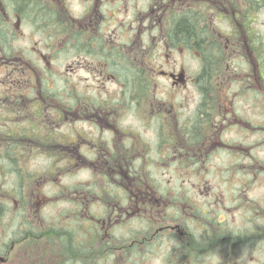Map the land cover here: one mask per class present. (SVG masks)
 <instances>
[{"label":"flooded vegetation","instance_id":"1","mask_svg":"<svg viewBox=\"0 0 264 264\" xmlns=\"http://www.w3.org/2000/svg\"><path fill=\"white\" fill-rule=\"evenodd\" d=\"M210 7L220 9L213 27L204 13ZM259 10L264 0H0V264H144L152 246L168 240L173 252L168 245L163 264H203L221 245L224 261L233 258L230 248L242 240L228 232L251 230L264 210L252 211L248 197L238 202L237 182L220 196L210 183L199 202V183L150 168L205 164L222 144L229 155L244 153L237 138L207 147L205 132L247 124V95L264 107V39L253 26ZM222 21L226 38L218 33ZM176 50L193 51L200 63L196 110L179 117L173 97H164L189 84L186 64L165 69ZM210 68L218 98L206 93ZM174 127L198 150L177 147ZM28 152L36 153L29 162ZM37 160L50 165L29 171ZM46 169L59 170L58 178ZM83 169L100 177L73 175ZM236 202L242 224L226 218Z\"/></svg>","mask_w":264,"mask_h":264},{"label":"rangeland","instance_id":"2","mask_svg":"<svg viewBox=\"0 0 264 264\" xmlns=\"http://www.w3.org/2000/svg\"><path fill=\"white\" fill-rule=\"evenodd\" d=\"M213 10L215 9L210 7L204 11L205 17L209 21L210 27L214 26L213 24L214 14H212ZM216 10L219 11L220 9H216ZM227 13L228 14L225 17H227L228 19H232V15L229 16L230 12H227ZM206 14L209 16V18L207 17ZM218 23L221 26V31H219L218 33H221V36L226 38L227 35L224 34V32L228 26V23L226 21H222ZM229 23L230 24L234 23V27H237L236 26L237 22H229ZM253 26L255 27L256 32L263 35V39H264V10H259L257 12L256 21ZM214 31L217 32L215 28H214ZM224 43H226L225 40H224ZM182 52L183 51L181 50H176V53L169 52L173 60L169 59V63L167 64V66H165L166 70H170L171 67H172L171 69H173L174 67L177 68L181 64H186L188 66V71H187V75L189 77L188 87L187 85L185 86V88H180V89L172 87L168 89L167 94L164 95V97L166 98L173 97L171 102L175 105L176 111L178 113V117L191 115V113L193 114L196 110V107H197L196 104L198 103V98L200 96V91L195 82V78L197 76V70H198L197 67L200 64L199 58H197V56L191 50H189L187 53L185 52L182 53ZM164 59L165 58H163V60ZM225 59H227L226 56H225ZM246 60L247 62L250 61L249 58H246ZM160 62L161 61L158 62L160 67L164 68L162 66V63ZM211 71H212V68H210L209 72H207L205 76L206 85H208V83L210 82V87L207 90L208 92L206 91V93H207V96L209 95L208 96L209 98H214V97L218 98V91L215 88L216 82L218 81L217 74L215 73L214 75V72H211ZM62 74L65 75L64 79H66L65 77L68 78L70 76V73L67 70H62ZM67 74L69 76H67ZM85 75H86L85 73H82V72L79 73V77H84ZM219 79H221V77ZM157 80L161 81L160 77ZM247 97L248 99L245 100L246 104L241 105V107L243 108V111H245L246 114L249 115V117H247L249 118V121L247 122V124L238 123L239 125L237 127L231 128V129H235L233 131L226 132L225 130L227 128H225L223 129L221 135L219 134L216 136H215V133L211 129L205 132L206 138L209 139V144L207 147H209L211 142L213 141L214 142L222 141L223 143V141L229 142L231 138H237L238 140L242 142H246V144L243 145L242 147V149L244 148L243 149L244 153H240L238 151L239 149H234L232 147V149L236 151V154H235L236 156L229 155V148H227L228 150L225 151L224 149H222V146H224L222 144L219 152H216L214 156L213 155L210 156L207 159L205 164L202 160L199 161L200 164L192 163L189 166L188 164L181 165L180 162H172L171 164H169L170 166L167 165L166 167L162 166V167H157V168H150L152 169L151 171L155 173L156 175H160L159 177H163V178L166 177V178H173V179H188L187 182L189 183H199L195 185L197 188V192L195 191L197 193L196 199L199 200V202L201 199V195H198V192L202 193V189L205 190L207 187L210 186L209 185L210 183H213L211 187L213 186L214 188H216L214 190V193L220 196L221 191L222 192L224 191L223 188L224 187L226 188L230 182H237L238 186H237L236 196H237L238 202L244 205L245 200H247V197H248L249 199L248 204L250 205V208L252 209V211L254 210L260 211V209L264 210V199L262 198V193H264V174L258 173V172H264V115L261 114V113L264 114V107L263 105L260 104L258 100L252 99L248 95ZM220 100H221L220 109H224L225 107L228 106V102L225 100V97L224 98L221 97ZM148 104L149 103L146 102L144 108H148ZM129 120L132 121L131 119ZM250 125L252 126L251 130H249ZM167 131L169 132L170 130L168 129ZM151 133L152 132H151V127H150L149 133H147V136H149V138L151 137ZM172 135L174 137V141L176 140L175 145L177 147H181V145H183L184 148H187V149L190 148L191 150H195V149L198 150L197 149L198 144L195 143L191 145L186 142L185 137L182 131L179 129V127H177V129L174 127L172 131ZM238 145L240 144L238 143ZM246 145H247V148L245 147ZM25 155H27L26 160L29 162L31 161L30 158L35 157L36 153L28 152ZM41 156H45L48 162L51 161L48 158L47 153ZM52 157H54V154L52 155ZM37 162L40 166L35 164V161H32V165L31 167H29V171L31 169L38 171L41 169V166L42 168H46L48 167V165H50L48 164V165L43 166L42 160H37ZM230 162L232 164H230ZM213 166H220V167L218 168V167H213ZM250 166L252 167L249 168ZM73 169L74 167L71 166L70 167L71 173H73ZM46 170H45L46 175L54 179L58 178L59 170H53V169H46ZM182 172H184V175H182ZM229 173L230 175H228ZM234 173L236 174V177ZM255 173L261 176H257V175L255 176ZM40 174L41 173L39 172L37 176H39ZM73 175L78 176V177H83V176L100 177V175H98L97 173L90 172V170L86 171V169L80 170L79 172L74 173ZM69 176H72V174L66 175V177H69ZM241 184L243 185V187H246L247 194L245 195H243V192H241V188H242ZM3 186H4V173H3V170L0 169V187L2 188V190H3ZM191 187H193V185H191ZM208 198L209 196L206 195L205 200L207 201L210 200ZM197 200L194 199V201H197ZM238 202H236V208L230 210L231 212L229 213V215L231 217L230 216L226 217L227 220L234 219L236 224H239L241 220L242 222L244 220V217H242V215L240 218L241 212H237L238 209L240 208V206H238V204L240 203ZM262 220H264V217H262V215H260V218L258 217L254 218V216L252 217L253 223L258 222L259 224H264V221ZM242 222L240 224H242ZM192 224L195 225V222H192ZM215 239L216 237L212 235L211 239L204 240L201 243V248L204 250H207L208 248L212 247L216 241ZM168 245L169 247L173 246V243L170 242V240H168V241H165L161 247L157 245L152 246L153 247L152 250H149L151 255L145 254L144 256V259H143L144 264H163L164 260L162 259V257H166V258L168 257V251H167ZM20 248L21 247L19 246H15L11 250V253L14 254V252H16ZM227 249L228 248H224L220 252L217 249H213L209 254L204 256L203 264H229L230 261L234 264H237V261L235 259L236 256L240 258L239 264H264V251L263 250H257V251L247 250L246 251L244 249L238 250L236 253H234L233 258H230L227 262H225L224 259L226 257L224 256V253H225V250ZM9 253L10 251L7 253V255H9ZM194 264H197V262H195Z\"/></svg>","mask_w":264,"mask_h":264},{"label":"trees","instance_id":"3","mask_svg":"<svg viewBox=\"0 0 264 264\" xmlns=\"http://www.w3.org/2000/svg\"><path fill=\"white\" fill-rule=\"evenodd\" d=\"M189 29H190V33H192L191 28H189ZM50 155L52 156L53 153H51ZM147 175H149V174H147ZM150 175H151V172H150ZM182 175H184V172H182ZM174 217L175 216H173V218ZM256 217L260 218V215L259 216H255L254 218H256ZM262 217H264V216H262ZM262 221H264V220H262ZM213 222H214V218H212L211 215L206 214L205 215V224L209 225V224H212ZM246 229H247V227H241L240 226L238 228V232H236V231L235 232L233 231L232 233L228 232L231 235L236 233L237 239L239 241L242 240L235 247L233 246L232 248H230V250L233 251V252H235V250L237 252L238 250H240L242 248L244 250L245 249H250V250H253V251L264 250V237L262 236V235H264V224H259L258 222H254L251 230L249 228L246 231ZM206 232H205V238H208L210 236V233H206ZM212 235H213V233H212ZM223 247H224V245H221L220 247L217 248V250L220 252L221 250L224 249ZM169 250L173 252V246H171L169 248ZM217 261H216V263H217ZM194 263L195 262L193 261V264Z\"/></svg>","mask_w":264,"mask_h":264}]
</instances>
